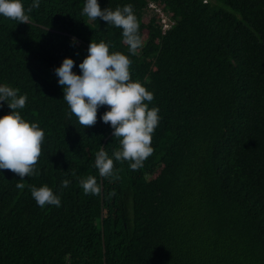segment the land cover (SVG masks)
<instances>
[{"label": "trees", "instance_id": "obj_1", "mask_svg": "<svg viewBox=\"0 0 264 264\" xmlns=\"http://www.w3.org/2000/svg\"><path fill=\"white\" fill-rule=\"evenodd\" d=\"M97 2L133 6L135 54L122 29L82 15L85 0H39L28 24L0 15V85L27 95L17 111L45 134L39 175L24 177L23 189L0 170V264H264V0ZM149 3L170 15L166 33L156 16L143 21ZM91 41L128 56L132 80L159 109L153 154L138 170L114 161L118 180L93 167L112 132L100 120L108 106L83 128L53 71L70 58L79 75ZM118 148L112 135L103 150L114 159ZM89 175L102 199L80 187L77 177ZM43 185L60 207L36 204L30 186Z\"/></svg>", "mask_w": 264, "mask_h": 264}, {"label": "clouds", "instance_id": "obj_2", "mask_svg": "<svg viewBox=\"0 0 264 264\" xmlns=\"http://www.w3.org/2000/svg\"><path fill=\"white\" fill-rule=\"evenodd\" d=\"M39 6V0H33L27 9L21 0H0V15L20 24H28L30 16L27 13ZM82 15L93 21L99 18L108 25L122 29L123 42L128 46L129 53L135 54L141 48L140 26L131 4L117 6L115 10H102L97 0H85ZM71 43H76L74 38ZM87 52L88 55L78 65L79 75L73 72L76 65L70 58H64L53 71L62 88L69 118L74 115L83 128L93 127L97 123L98 109L108 106L109 110L100 116V120L110 125L113 137L119 138V148L113 152L114 159L109 158L101 148L95 155L93 167L101 178L118 180L119 170L115 168L114 161H127L132 170H138L153 154L151 142L159 124V109L148 107L154 94L139 81L132 80L128 56L110 52L109 45L104 41H91ZM18 92V89L6 84L0 85V102H7L11 110L10 114L0 117V170H10L19 176L21 182L16 187L23 189L24 177L39 175L36 165L42 155L45 134L37 123H29L17 111L23 109L27 101V95H18ZM71 175H76L75 169ZM77 179L85 195H100L101 185L95 176ZM70 183L68 179L63 180L61 188H67ZM30 192L41 208L46 205L61 206L60 197L47 185L30 186ZM109 195H115V192Z\"/></svg>", "mask_w": 264, "mask_h": 264}, {"label": "rangeland", "instance_id": "obj_3", "mask_svg": "<svg viewBox=\"0 0 264 264\" xmlns=\"http://www.w3.org/2000/svg\"><path fill=\"white\" fill-rule=\"evenodd\" d=\"M155 9L148 7V10H146L143 14L144 22H147L151 17L155 16L158 18L159 23H161V19L166 20V22H170V15L163 12L161 6L155 5ZM143 40H145V36H143Z\"/></svg>", "mask_w": 264, "mask_h": 264}, {"label": "built area", "instance_id": "obj_4", "mask_svg": "<svg viewBox=\"0 0 264 264\" xmlns=\"http://www.w3.org/2000/svg\"><path fill=\"white\" fill-rule=\"evenodd\" d=\"M148 7L155 9V5L153 3H149ZM159 24L161 26L162 34L166 33L172 26L171 22H166V20H164V19H161V23H159Z\"/></svg>", "mask_w": 264, "mask_h": 264}, {"label": "water", "instance_id": "obj_5", "mask_svg": "<svg viewBox=\"0 0 264 264\" xmlns=\"http://www.w3.org/2000/svg\"><path fill=\"white\" fill-rule=\"evenodd\" d=\"M112 136V132L104 139L101 148L104 149V146L107 142V140ZM101 150V149H100ZM102 187H101V199H102ZM103 220V214H101V221ZM101 232H102V241H103V228L101 227ZM103 254H104V243H103Z\"/></svg>", "mask_w": 264, "mask_h": 264}]
</instances>
